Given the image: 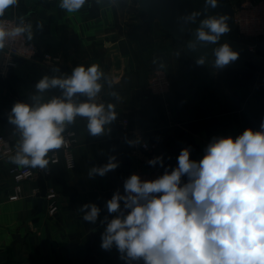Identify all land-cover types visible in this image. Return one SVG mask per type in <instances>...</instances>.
<instances>
[{
	"label": "crops",
	"instance_id": "obj_1",
	"mask_svg": "<svg viewBox=\"0 0 264 264\" xmlns=\"http://www.w3.org/2000/svg\"><path fill=\"white\" fill-rule=\"evenodd\" d=\"M229 1L237 7L244 0ZM59 5L60 0H18L0 17H15L21 26H30L38 47L33 59L16 58L15 64H9L0 50V131L19 133L8 121L16 102L44 103L62 96L59 88L37 92L41 78L69 76L81 64H98L104 72L94 102L105 108L115 105L117 119L105 125V134L98 137L89 134L86 117L77 116L66 124L62 135L73 132L77 138L76 167L69 170L63 159L52 163L49 153L50 174L37 173L24 181L18 199H10L15 185L12 168L17 165L9 156L0 158V264H126L115 246L101 248L105 217L111 220L117 215L108 213L106 203L117 190L124 194L121 175L154 166L170 172L178 166L184 148L190 150V160L198 162L213 137L235 138L247 128L259 130L264 119V64L253 71L198 66L159 21L147 22L137 0H86L74 13ZM259 40L264 47V35ZM259 53L264 57L263 51ZM156 69L171 80L164 96L148 88ZM73 100L88 102L83 94ZM125 118L129 119L126 129ZM140 130L158 144L163 166L150 165L141 149L136 157L131 154L135 145L127 141L136 140L135 131ZM109 156H115L119 166L103 177H89V169L104 165ZM186 182L182 176V185ZM50 187L60 195L61 209L54 217L47 215L44 199ZM87 203L101 209L96 223L83 220L80 208Z\"/></svg>",
	"mask_w": 264,
	"mask_h": 264
},
{
	"label": "clouds",
	"instance_id": "obj_2",
	"mask_svg": "<svg viewBox=\"0 0 264 264\" xmlns=\"http://www.w3.org/2000/svg\"><path fill=\"white\" fill-rule=\"evenodd\" d=\"M85 3L60 0L59 6L74 13ZM17 4L18 0H0V17ZM216 7L218 0H205L203 11ZM201 14L193 11L180 19L195 23ZM228 19L226 14L202 19L189 49L217 44L230 31ZM26 32L31 39L30 26L9 28L0 22V50L10 39ZM212 52L213 66L220 70L240 56L227 42ZM206 59L201 55L196 64L203 66ZM103 77L98 64H81L69 76L41 78L35 85L37 92L59 88L62 96L44 103L16 102L12 106L8 121L20 132L21 139L11 162L18 167L47 170L49 153L64 147L65 125L77 116L87 118L91 136H103L105 125L117 119L115 105L109 103L105 108L103 103L94 102ZM77 94L86 96L88 102L75 103ZM127 143L134 146L139 141ZM177 159V167L170 172L166 169L154 180L142 181L138 175H131L124 182V194L117 190L112 195L106 208L117 215L111 220L105 217L101 248L115 246L126 264L141 259L144 264H264V119L259 130L247 128L235 138L213 137L198 162L190 160L188 148L182 149ZM158 162L163 166L161 156L148 161L150 165ZM118 166L116 157L109 156L104 165L91 167L88 175L103 177ZM182 176L187 182L181 186ZM80 210L89 223H96L101 212L93 203L84 204Z\"/></svg>",
	"mask_w": 264,
	"mask_h": 264
},
{
	"label": "built area",
	"instance_id": "obj_3",
	"mask_svg": "<svg viewBox=\"0 0 264 264\" xmlns=\"http://www.w3.org/2000/svg\"><path fill=\"white\" fill-rule=\"evenodd\" d=\"M235 8V22L237 29L235 31L236 36L250 37L255 41H260V37L264 35V0H244L239 6ZM0 22H3L7 27L12 28L16 25H21L15 17L2 18ZM37 44L28 39V33H24L21 36L10 39L7 42L6 47L3 49L7 55L9 64H15L17 59H33L37 54ZM255 50V47L251 48ZM47 58L55 61L56 58L51 54L46 55ZM171 85L170 78L159 69L153 71L152 76L148 82L149 90L160 96H164L169 91ZM123 125L126 129L129 125V119H123ZM136 140L139 141L131 149V154L136 157L139 150L144 151L150 160L158 156V144L146 139L143 131H135ZM65 137V145L55 152H50L51 161L60 162L61 159L65 161V164L69 170H73L76 165V157L74 153V147L77 142L75 133L67 132L63 135ZM19 137V138H18ZM20 140V132L14 133H0V158L12 157L16 153V140ZM14 175L15 185L14 193L10 196V199H18L22 195V183L26 180L32 179L37 173L43 175H49L50 170H41L39 168L30 167H18L12 168ZM165 170L161 167L154 166L150 170L142 171L137 168H132L126 171L120 177V184L124 188V182L133 174L138 175L142 181L154 180L163 175ZM182 186V183H181ZM44 199L46 200V212L49 217L56 216L61 209L60 195L56 188H48Z\"/></svg>",
	"mask_w": 264,
	"mask_h": 264
},
{
	"label": "water",
	"instance_id": "obj_4",
	"mask_svg": "<svg viewBox=\"0 0 264 264\" xmlns=\"http://www.w3.org/2000/svg\"><path fill=\"white\" fill-rule=\"evenodd\" d=\"M139 6L147 14V22L159 21L161 26L175 39L181 41L184 45V52L193 61L201 55H206L207 59L204 65L214 64L215 57L212 50L220 44L229 43L233 50L240 53L239 59L225 68L233 70L253 71L248 63L252 60L264 64V57L259 53L264 52V47L260 41H255L250 37L236 36L237 24L235 22V8L229 0H218V7L209 8L204 12L205 0H137ZM193 11H200L201 16L197 17L196 22L184 21L180 17L190 14ZM227 15V23L230 31L223 34L217 44H208L207 46L198 45L195 51L189 49L190 42L195 41V29L200 26V21L209 15ZM183 27V31L180 28ZM255 47V50L251 48ZM258 50V51H257ZM224 68V69H225ZM40 202L43 204V198ZM41 204V205H42Z\"/></svg>",
	"mask_w": 264,
	"mask_h": 264
},
{
	"label": "trees",
	"instance_id": "obj_5",
	"mask_svg": "<svg viewBox=\"0 0 264 264\" xmlns=\"http://www.w3.org/2000/svg\"><path fill=\"white\" fill-rule=\"evenodd\" d=\"M189 58V57H188ZM190 59V58H189ZM190 60H192V59H190ZM193 61V60H192ZM248 65L250 66V68L252 69V70H254V68H256V67H258V65H261L260 64V62H258V61H255V60H252V61H250L249 63H248ZM1 133H6V132H4V131H0ZM16 134H18V133H16Z\"/></svg>",
	"mask_w": 264,
	"mask_h": 264
}]
</instances>
